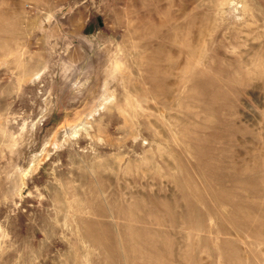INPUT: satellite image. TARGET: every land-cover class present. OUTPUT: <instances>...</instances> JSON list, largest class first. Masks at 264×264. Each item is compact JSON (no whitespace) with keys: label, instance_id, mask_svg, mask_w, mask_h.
Returning <instances> with one entry per match:
<instances>
[{"label":"rangeland","instance_id":"obj_1","mask_svg":"<svg viewBox=\"0 0 264 264\" xmlns=\"http://www.w3.org/2000/svg\"><path fill=\"white\" fill-rule=\"evenodd\" d=\"M0 264H264V0H0Z\"/></svg>","mask_w":264,"mask_h":264}]
</instances>
